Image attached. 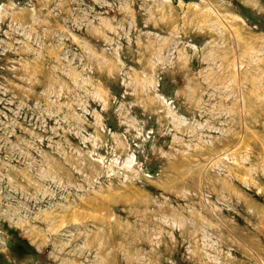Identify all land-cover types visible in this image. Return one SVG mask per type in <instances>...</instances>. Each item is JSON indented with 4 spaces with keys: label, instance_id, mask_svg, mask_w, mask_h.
Masks as SVG:
<instances>
[{
    "label": "rangeland",
    "instance_id": "374dc122",
    "mask_svg": "<svg viewBox=\"0 0 264 264\" xmlns=\"http://www.w3.org/2000/svg\"><path fill=\"white\" fill-rule=\"evenodd\" d=\"M0 264H264V0H0Z\"/></svg>",
    "mask_w": 264,
    "mask_h": 264
},
{
    "label": "crops",
    "instance_id": "0c3cea01",
    "mask_svg": "<svg viewBox=\"0 0 264 264\" xmlns=\"http://www.w3.org/2000/svg\"><path fill=\"white\" fill-rule=\"evenodd\" d=\"M96 55L99 57V61L97 62L98 64H102L104 63V58H105V55L106 53L104 52V50H97L95 51ZM101 60V61H100ZM109 62V61H108ZM115 63L117 64L118 66V71L121 72L122 69L124 70L125 69V64H123L121 62V59H120V56H118V58L115 60ZM101 71H102V68H101ZM97 79H99V81H103V79H108V76H98ZM103 83V82H102Z\"/></svg>",
    "mask_w": 264,
    "mask_h": 264
},
{
    "label": "trees",
    "instance_id": "16d2710c",
    "mask_svg": "<svg viewBox=\"0 0 264 264\" xmlns=\"http://www.w3.org/2000/svg\"><path fill=\"white\" fill-rule=\"evenodd\" d=\"M27 246H29V244L26 242Z\"/></svg>",
    "mask_w": 264,
    "mask_h": 264
},
{
    "label": "bare ground",
    "instance_id": "6f19581e",
    "mask_svg": "<svg viewBox=\"0 0 264 264\" xmlns=\"http://www.w3.org/2000/svg\"><path fill=\"white\" fill-rule=\"evenodd\" d=\"M161 97H163V96H161Z\"/></svg>",
    "mask_w": 264,
    "mask_h": 264
}]
</instances>
